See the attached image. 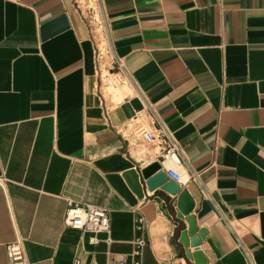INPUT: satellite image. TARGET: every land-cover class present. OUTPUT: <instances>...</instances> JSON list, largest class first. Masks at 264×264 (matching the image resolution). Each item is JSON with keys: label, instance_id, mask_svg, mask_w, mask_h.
Instances as JSON below:
<instances>
[{"label": "crops", "instance_id": "0c3cea01", "mask_svg": "<svg viewBox=\"0 0 264 264\" xmlns=\"http://www.w3.org/2000/svg\"><path fill=\"white\" fill-rule=\"evenodd\" d=\"M88 2L0 0V264H21L16 240L25 264H131L135 235L142 264H194L181 191L206 264L264 263V0ZM148 104L180 145L160 165L177 195L141 173L160 154L136 131L155 129ZM68 201L106 209L109 232L66 226Z\"/></svg>", "mask_w": 264, "mask_h": 264}, {"label": "built area", "instance_id": "2783aa9c", "mask_svg": "<svg viewBox=\"0 0 264 264\" xmlns=\"http://www.w3.org/2000/svg\"><path fill=\"white\" fill-rule=\"evenodd\" d=\"M112 67L119 71L123 77L129 75L125 65L118 58L112 62ZM104 77V76H103ZM107 84H113V81L109 77L103 78ZM146 109L155 123V129L147 130L143 123L139 122L136 125V131L141 135L144 141L149 144H155L160 148L159 159L160 165L163 162L170 161L174 164H178L181 161L180 158V145L173 136L172 132L166 127V125L159 119L155 110L151 105H147ZM158 160V159H157ZM165 174L168 179L180 182V179L173 178L174 176H180L178 173L171 169L165 168ZM198 174L192 172L191 178L195 180ZM64 221L66 226L80 230L82 232H91L93 234L101 232H109L110 230V216L109 212L104 208L95 207L92 205H82L68 201ZM141 229V222L135 223V231L139 232ZM145 241L142 237L135 235L132 239L133 251L131 253V264H142L141 256ZM7 254L11 261L16 263L25 264L24 251L22 243L20 241H13L7 244ZM248 264H258L251 256H248ZM116 264H125L124 261H118ZM264 264V263H261Z\"/></svg>", "mask_w": 264, "mask_h": 264}, {"label": "water", "instance_id": "95a60500", "mask_svg": "<svg viewBox=\"0 0 264 264\" xmlns=\"http://www.w3.org/2000/svg\"><path fill=\"white\" fill-rule=\"evenodd\" d=\"M160 161L161 159H158L142 169L141 173L146 185L150 189L160 186L161 189L168 193L177 195L180 191V185L171 179L168 180L165 172L160 170ZM193 205L194 203L186 191H181L177 195V216L187 222L186 228L181 229L179 232V242L187 259L193 260L194 264H206V258L199 251L198 247L206 231L204 229L197 230L194 217L190 214Z\"/></svg>", "mask_w": 264, "mask_h": 264}, {"label": "rangeland", "instance_id": "374dc122", "mask_svg": "<svg viewBox=\"0 0 264 264\" xmlns=\"http://www.w3.org/2000/svg\"><path fill=\"white\" fill-rule=\"evenodd\" d=\"M82 1V4H83V6L85 5V4H89V0H81ZM99 49H100V61H104L105 62V60L103 59V56H104V50H103V48H102V42L100 41V43H99ZM105 77H109V78H111L112 79V81H113V84H109V86H108V84H107V90H108V92H112V93H114L115 91V93H117V92H119L118 90H117V88L119 87V88H121L122 89V93L123 94H121V92H119L118 93V96L116 97V99H120V98H122V96L123 95H131L132 94V92H130V90L128 89V88H126V86H125V80L124 79H121L120 77H116V76H110L109 74H108V72H105V74H104V77L103 78H105ZM104 81H105V79H104ZM115 83H116V85H115ZM111 86V87H110ZM109 87L110 88H112V91L111 90H109ZM123 87V88H122ZM115 89V90H114ZM139 116H140V118H142V119H144L145 118V116L143 115V112H142V114L140 113L139 114ZM147 145H149V143H146Z\"/></svg>", "mask_w": 264, "mask_h": 264}, {"label": "bare ground", "instance_id": "6f19581e", "mask_svg": "<svg viewBox=\"0 0 264 264\" xmlns=\"http://www.w3.org/2000/svg\"><path fill=\"white\" fill-rule=\"evenodd\" d=\"M115 85H116V83H115ZM108 86H109V84H108ZM110 87H111V86H110ZM110 87H109V90L112 91V88H110ZM122 88H123V87H122ZM120 89H121V88H119V87L117 88V90H118L119 92H121V94H123L122 91H120ZM114 90H115V89H114ZM115 92H116V91H115ZM116 94H118V92H117Z\"/></svg>", "mask_w": 264, "mask_h": 264}, {"label": "clouds", "instance_id": "9594fccd", "mask_svg": "<svg viewBox=\"0 0 264 264\" xmlns=\"http://www.w3.org/2000/svg\"><path fill=\"white\" fill-rule=\"evenodd\" d=\"M173 178L182 179V177H179V176H174Z\"/></svg>", "mask_w": 264, "mask_h": 264}]
</instances>
